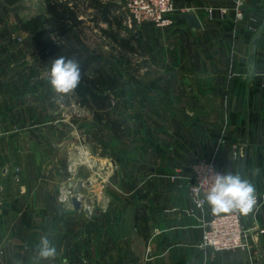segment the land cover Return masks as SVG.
<instances>
[{"label": "crops", "instance_id": "crops-1", "mask_svg": "<svg viewBox=\"0 0 264 264\" xmlns=\"http://www.w3.org/2000/svg\"><path fill=\"white\" fill-rule=\"evenodd\" d=\"M175 3L193 12L192 20L178 13L173 26L145 25L124 42L135 51L134 69L125 70V88L110 95L117 134L84 106L90 128L83 148L99 163L101 183L112 175L115 187L106 197L112 205L86 212L56 203V177L74 178L80 150L70 140L56 144L57 130L74 133L72 111L60 110L75 107V96L63 93L66 102L55 96L51 70L0 0V264H253L245 251L200 248L202 219L213 207L196 211L188 191L191 165L200 159L240 176L235 144L248 152L246 180L259 199L244 224L264 253V28L251 55L264 0H244L238 22L235 0ZM219 8L228 14L222 18ZM46 119L72 127H48ZM42 236L55 246V258L38 259Z\"/></svg>", "mask_w": 264, "mask_h": 264}, {"label": "rangeland", "instance_id": "rangeland-1", "mask_svg": "<svg viewBox=\"0 0 264 264\" xmlns=\"http://www.w3.org/2000/svg\"><path fill=\"white\" fill-rule=\"evenodd\" d=\"M45 1L46 0H13V4L9 7L12 9L13 18L16 21L18 17L27 20L36 15L45 13ZM116 1L121 2L118 3L121 5L122 3H126L128 0H111V2L115 3ZM2 3L6 4L7 6L9 5L8 0H2ZM117 16H119V14L115 11L111 16V21L109 22L110 24L105 22L102 23L101 21L98 23H93L92 21L87 20L86 24L80 29V31H82L83 35H85L84 40L86 46L88 48H92L99 58L100 54L103 56V60L100 61V63L95 64V66L97 68H101L105 74L114 77L117 88L122 90L126 86L124 83V77L127 75V72H125V70L134 69V58L132 57V54L135 53V51H130V49L124 45V42L130 38H133L135 33L138 32L140 28L134 27L129 29L124 27L123 22L120 21ZM120 17L123 19L122 14H120ZM96 30L97 32H95ZM101 36H103L105 39H102L103 37ZM101 59L102 58H100V60ZM53 90L56 96V93L59 92H57L55 89ZM70 93L73 94L72 92ZM73 96L75 95L73 94ZM58 98L62 102H66V96L63 93H59ZM72 100L75 103V107L73 106L68 110L66 109V106H64L62 107L63 109L60 110V113L63 114L64 111H67L70 114V111H72L70 122L74 125L72 128L74 133H70L65 129L59 133V130H57L58 135L56 133V144L60 142L61 144H68L70 140L73 141V144L79 145L80 150L77 151L76 160L73 163V165L76 167L72 170L75 174H73L71 178H74L71 181L68 180L70 178L68 172H65V174L60 173V177H56V203L58 206H60V208H74L72 197L81 195L83 197L82 210L87 208L91 211H94L98 210L103 204H107V206L113 204L112 201L106 199V197L108 191L115 192V187L112 184V175H110V177L106 179L105 182L101 183L102 179L106 177H99V163L92 162L83 148L85 145H89L88 137L83 130L90 128V121L87 120V114L89 112L85 109V107L88 109L90 108L87 105L80 104V99L77 96H75V98ZM62 119H67V116H64ZM66 122L67 121L61 120L60 122L58 120L52 121V119H46L43 124H49L48 127H52L51 124H54L53 126H55V128L58 124H64V126L69 125L72 127ZM97 123L100 125L99 121H97ZM58 139L61 141L59 142ZM97 139L98 138H96V140ZM98 145L102 146V152L100 153H103L105 147L108 146H105L104 142L102 144L98 143ZM65 146L67 148V145ZM64 179H66L67 182H64ZM78 184L83 186V190L79 194H76L74 190Z\"/></svg>", "mask_w": 264, "mask_h": 264}, {"label": "trees", "instance_id": "trees-1", "mask_svg": "<svg viewBox=\"0 0 264 264\" xmlns=\"http://www.w3.org/2000/svg\"><path fill=\"white\" fill-rule=\"evenodd\" d=\"M8 4L12 5L13 0H8ZM45 9V13L27 20L18 17L20 29L33 40L42 64L50 70L53 61L61 56L79 63L81 79L72 93L92 110L96 121L110 125L117 134L119 125L111 116L110 96L118 90L116 80L101 68L92 69L100 58L86 46L80 29L86 24L82 19L85 14L92 22H110L118 4L111 0H46ZM117 18L122 20L120 15Z\"/></svg>", "mask_w": 264, "mask_h": 264}, {"label": "built area", "instance_id": "built-area-1", "mask_svg": "<svg viewBox=\"0 0 264 264\" xmlns=\"http://www.w3.org/2000/svg\"><path fill=\"white\" fill-rule=\"evenodd\" d=\"M116 13L123 16V25L126 28H141L145 25H155L159 28L171 27L176 23V14L190 12L187 9H179L175 0H128L119 5ZM244 0H235L232 11L235 13L236 22L244 19L242 8ZM215 8L208 9V17L213 19ZM221 17H225L229 9H218ZM255 21V20H254ZM253 34L258 32L254 26L250 27ZM97 32V30L95 31ZM102 37V36H101ZM105 39V38H103ZM243 147L234 145L233 156L241 159L244 155ZM190 183L188 191L198 212H205L209 204L206 194L210 190L217 175H225L221 168H218L214 159H200L191 165ZM259 199L257 198V205ZM203 238L200 248L211 250L214 254L222 252L245 251L253 260V264H263L264 253L258 240H254L251 231L245 227L244 214L238 211L216 212L211 211L208 218L202 219ZM2 250L0 249V256Z\"/></svg>", "mask_w": 264, "mask_h": 264}, {"label": "clouds", "instance_id": "clouds-1", "mask_svg": "<svg viewBox=\"0 0 264 264\" xmlns=\"http://www.w3.org/2000/svg\"><path fill=\"white\" fill-rule=\"evenodd\" d=\"M50 75V82L57 92H73L80 83V65L74 59L61 56L53 61ZM258 173L259 169L254 170V174ZM206 199L216 212L238 211L248 214L257 205L255 186L250 181L231 174L217 175ZM56 254L55 246L47 236H42L37 246L38 259H52Z\"/></svg>", "mask_w": 264, "mask_h": 264}, {"label": "water", "instance_id": "water-1", "mask_svg": "<svg viewBox=\"0 0 264 264\" xmlns=\"http://www.w3.org/2000/svg\"><path fill=\"white\" fill-rule=\"evenodd\" d=\"M193 12H187L185 14H183L182 17L184 18H187L188 20H192V16H193ZM193 25H196V26H200L199 25V22L196 24H194L192 22ZM195 26V27H196ZM264 28V23L262 24L261 26V29H260V32H258V34H256V36L254 37L253 39V44H252V48H251V55L254 57V55L256 54V51H257V43L260 41V39L262 38V32L261 30ZM250 69L251 71L254 72V58H252L251 60V64H250ZM251 72V73H253ZM247 159H248V152L245 151L244 152V155L243 157L241 158V161H240V178L241 180H246V165H247ZM83 190V186L81 184H78L76 187H75V193L76 194H79L81 191ZM72 203H73V206L75 209L77 210H80L82 209V206H83V197L81 195L79 196H73L72 197ZM86 212H89V209H85Z\"/></svg>", "mask_w": 264, "mask_h": 264}]
</instances>
